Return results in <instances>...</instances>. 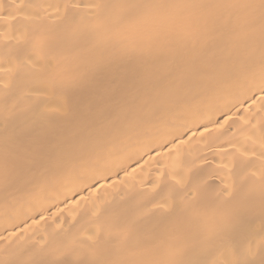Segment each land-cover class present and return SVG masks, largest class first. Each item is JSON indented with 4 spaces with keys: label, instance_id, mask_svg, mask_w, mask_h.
I'll list each match as a JSON object with an SVG mask.
<instances>
[{
    "label": "bare ground",
    "instance_id": "1",
    "mask_svg": "<svg viewBox=\"0 0 264 264\" xmlns=\"http://www.w3.org/2000/svg\"><path fill=\"white\" fill-rule=\"evenodd\" d=\"M122 2L0 0V264L259 260L260 0Z\"/></svg>",
    "mask_w": 264,
    "mask_h": 264
},
{
    "label": "snow or ice",
    "instance_id": "2",
    "mask_svg": "<svg viewBox=\"0 0 264 264\" xmlns=\"http://www.w3.org/2000/svg\"><path fill=\"white\" fill-rule=\"evenodd\" d=\"M72 7H79V5H72ZM93 8H110L112 5H88ZM116 7L121 10V20L126 23H135L146 18H162L171 10L191 11L194 9H204L217 7V5L196 3L194 0H123V2ZM260 8L262 11V23H264V0H260ZM261 78L264 83V63L261 66ZM264 93V86L260 88ZM244 214L243 207L229 209L223 213V222L226 226H233L242 220ZM256 253L252 251L238 252L235 258L225 262V264H264V246L259 251L260 259L256 260ZM30 264H48L46 261L32 260ZM57 264H64V262H57ZM79 264H88L86 261H80ZM101 264V262H97ZM176 264H184V262H176Z\"/></svg>",
    "mask_w": 264,
    "mask_h": 264
}]
</instances>
